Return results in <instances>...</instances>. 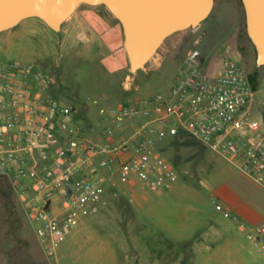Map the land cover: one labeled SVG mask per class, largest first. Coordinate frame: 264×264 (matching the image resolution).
I'll return each instance as SVG.
<instances>
[{"label": "rangeland", "instance_id": "374dc122", "mask_svg": "<svg viewBox=\"0 0 264 264\" xmlns=\"http://www.w3.org/2000/svg\"><path fill=\"white\" fill-rule=\"evenodd\" d=\"M70 23L57 32L38 18L24 20L0 33V57L37 63L49 72L52 94L68 107H79L72 125L77 132L100 128L101 105L168 93L193 46L213 71L226 59L239 62L253 78L255 105L261 106L264 65L256 62L241 0L236 5L215 0L200 26L169 36L136 73L128 62L123 72L110 74L99 40L67 46L75 31ZM157 152L177 171L171 187L137 183L110 191L95 213L55 243L53 253L36 236L10 180L0 176V264H264L263 242L249 237L264 222V187L251 173L187 133L168 136Z\"/></svg>", "mask_w": 264, "mask_h": 264}, {"label": "built area", "instance_id": "2783aa9c", "mask_svg": "<svg viewBox=\"0 0 264 264\" xmlns=\"http://www.w3.org/2000/svg\"><path fill=\"white\" fill-rule=\"evenodd\" d=\"M53 85L37 63L0 57V176L10 180L51 253L110 191L137 183L171 187L178 174L157 145L180 132L237 162L264 187V98L255 105L258 92L234 59L213 71L191 47L168 93L99 106L98 140L73 129L72 109L52 94ZM249 237L264 244V222Z\"/></svg>", "mask_w": 264, "mask_h": 264}, {"label": "water", "instance_id": "95a60500", "mask_svg": "<svg viewBox=\"0 0 264 264\" xmlns=\"http://www.w3.org/2000/svg\"><path fill=\"white\" fill-rule=\"evenodd\" d=\"M246 31L264 65V0H241ZM104 5L120 22L130 71L146 67L172 34L200 26L211 14L215 0H0V33L28 18H38L54 31L81 4Z\"/></svg>", "mask_w": 264, "mask_h": 264}, {"label": "crops", "instance_id": "0c3cea01", "mask_svg": "<svg viewBox=\"0 0 264 264\" xmlns=\"http://www.w3.org/2000/svg\"><path fill=\"white\" fill-rule=\"evenodd\" d=\"M231 1L236 5V0ZM83 4L84 7L79 9L82 5L81 4L67 20H71L70 24L72 27H75V31L73 30L74 33L70 32L69 36H67L65 40V43H67V46L76 47L79 42L86 41L88 43L99 40L103 44L105 51L101 56L103 66L106 67L110 74L123 72L128 66L129 61L124 47V32L120 22L104 5ZM209 66H211V62H209ZM107 97L108 95H105L104 99L106 100ZM100 101L103 100L100 99ZM71 109L73 125V123L75 124L73 113H78L80 110L76 104L72 105ZM87 114L90 116V112ZM90 122V120L85 121L87 126ZM99 127V129L96 128L89 130V133L87 134L79 133L82 135L92 136L96 140L102 139L104 124L101 122V118H99ZM207 240L211 241L210 238ZM181 262L185 264L183 260Z\"/></svg>", "mask_w": 264, "mask_h": 264}, {"label": "trees", "instance_id": "16d2710c", "mask_svg": "<svg viewBox=\"0 0 264 264\" xmlns=\"http://www.w3.org/2000/svg\"><path fill=\"white\" fill-rule=\"evenodd\" d=\"M250 81L252 82L253 81V78L251 77V79H250ZM55 97H56V95H55ZM123 103H127V102H123ZM184 132H180L177 136H179V135H181V134H183ZM185 134V133H184Z\"/></svg>", "mask_w": 264, "mask_h": 264}]
</instances>
